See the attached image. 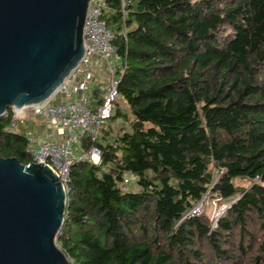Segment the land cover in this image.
Instances as JSON below:
<instances>
[{"label": "trees", "instance_id": "obj_1", "mask_svg": "<svg viewBox=\"0 0 264 264\" xmlns=\"http://www.w3.org/2000/svg\"><path fill=\"white\" fill-rule=\"evenodd\" d=\"M106 5L119 95L101 164L71 168L59 247L72 264H264V0ZM13 116L0 156L28 165ZM205 199L228 208L195 212Z\"/></svg>", "mask_w": 264, "mask_h": 264}, {"label": "water", "instance_id": "obj_2", "mask_svg": "<svg viewBox=\"0 0 264 264\" xmlns=\"http://www.w3.org/2000/svg\"><path fill=\"white\" fill-rule=\"evenodd\" d=\"M92 0H0V117L37 114L85 55ZM67 191L45 164L0 156V264H72L59 247Z\"/></svg>", "mask_w": 264, "mask_h": 264}, {"label": "built area", "instance_id": "obj_3", "mask_svg": "<svg viewBox=\"0 0 264 264\" xmlns=\"http://www.w3.org/2000/svg\"><path fill=\"white\" fill-rule=\"evenodd\" d=\"M106 8V0L91 1L84 29L85 55L72 76L53 98L57 99L62 94L65 99L56 105L50 101L40 112L33 113L35 117L43 118L48 129L52 127L55 131H46L41 138L29 135L32 162L48 166L63 183L66 191L75 162L89 161L91 164H101L102 152L96 144L112 115L114 103L119 95V78L114 70V33L104 20ZM95 71L109 75V88L101 103L90 96V84ZM22 112L21 109L17 114L14 113L10 124L12 132H15L14 127L18 123H24ZM84 139H89L92 146L89 150L79 153ZM137 179L132 173L124 175L126 187L137 182Z\"/></svg>", "mask_w": 264, "mask_h": 264}, {"label": "rangeland", "instance_id": "obj_4", "mask_svg": "<svg viewBox=\"0 0 264 264\" xmlns=\"http://www.w3.org/2000/svg\"><path fill=\"white\" fill-rule=\"evenodd\" d=\"M114 70H115V73L117 74L116 77H118L119 76L118 73L121 70H123L122 62L120 60H118L117 57H115V59H114ZM110 81H111V77H110ZM90 85H92L91 90H90V93H91L95 88L96 89L99 88L100 90L102 88H108L109 87V80L106 77H103L102 74L95 71L94 79ZM62 99H63V96H62V94H60L57 97V99L51 100V104H53V105L59 104L62 102ZM21 115L24 118V123H18L14 127L15 133L26 137V139L29 138V135H31V137H34V138H41V136L44 135V133L46 131H50V132L54 133L55 129L52 127L50 129H48L47 125L44 124V120L42 117H35L33 115V113L25 112V111H23L21 113ZM31 148H32V145L29 143L27 152L30 154V157H32V154L30 151ZM81 150L82 149L79 150V153H81ZM135 183H137V182H135ZM135 183L130 185L129 187H126V189L130 190L133 187V185H135ZM241 184L243 186L244 185L247 186L248 182L242 181ZM227 208H228V204H224V203L218 204V202H216L214 199H211L208 201H206V199H205L203 204H201L196 209V211L202 212L203 210L207 209L208 213L211 215V218L214 220H217L226 211Z\"/></svg>", "mask_w": 264, "mask_h": 264}, {"label": "crops", "instance_id": "obj_5", "mask_svg": "<svg viewBox=\"0 0 264 264\" xmlns=\"http://www.w3.org/2000/svg\"><path fill=\"white\" fill-rule=\"evenodd\" d=\"M97 72H98V71H97ZM98 73L102 74L103 77H106V78L108 79V74H107V73H103V72H98ZM91 87H92V85H91ZM108 88H109V87H108ZM108 88H102L101 90H100L99 88H97L98 90H100L99 92H100L101 101L103 100L105 94L107 93ZM95 89H96V88H95ZM95 89H94V90H95ZM90 90H91V88H90ZM62 96H63V95H62ZM90 96L92 97V94H91V93H90ZM98 98H99V97H97V100L100 101ZM64 99H65V98H64V96H63L62 101H63ZM101 101H100V102H101Z\"/></svg>", "mask_w": 264, "mask_h": 264}]
</instances>
